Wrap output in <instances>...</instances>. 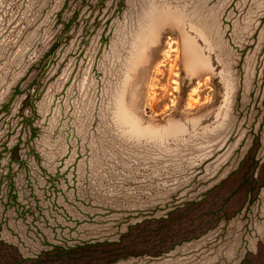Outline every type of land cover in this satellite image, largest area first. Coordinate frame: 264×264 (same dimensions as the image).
I'll return each instance as SVG.
<instances>
[{
	"label": "rangeland",
	"instance_id": "374dc122",
	"mask_svg": "<svg viewBox=\"0 0 264 264\" xmlns=\"http://www.w3.org/2000/svg\"><path fill=\"white\" fill-rule=\"evenodd\" d=\"M0 264H264V0H0Z\"/></svg>",
	"mask_w": 264,
	"mask_h": 264
},
{
	"label": "bare ground",
	"instance_id": "6f19581e",
	"mask_svg": "<svg viewBox=\"0 0 264 264\" xmlns=\"http://www.w3.org/2000/svg\"><path fill=\"white\" fill-rule=\"evenodd\" d=\"M170 51V50H169ZM166 56H167V54H166ZM174 82V81H173ZM154 96V95H153Z\"/></svg>",
	"mask_w": 264,
	"mask_h": 264
}]
</instances>
